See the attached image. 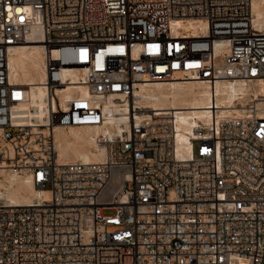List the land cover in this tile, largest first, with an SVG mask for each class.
I'll return each instance as SVG.
<instances>
[{
	"label": "built area",
	"instance_id": "obj_1",
	"mask_svg": "<svg viewBox=\"0 0 264 264\" xmlns=\"http://www.w3.org/2000/svg\"><path fill=\"white\" fill-rule=\"evenodd\" d=\"M256 3L264 12V0H0V161L49 195L31 206L0 200V264H264ZM177 20L203 29L173 30ZM33 32L58 55L46 61V123L28 126L16 112L28 87L9 81L8 56ZM215 42L226 51L215 53ZM65 67L84 69L87 96L61 106ZM176 79L210 91V121L189 136V156L176 152V111L152 110L125 132L95 138L103 162L58 161L55 126H103L109 98L134 119L139 84ZM220 82L239 89L233 107L217 108ZM222 109L239 115L218 118Z\"/></svg>",
	"mask_w": 264,
	"mask_h": 264
},
{
	"label": "bare ground",
	"instance_id": "obj_2",
	"mask_svg": "<svg viewBox=\"0 0 264 264\" xmlns=\"http://www.w3.org/2000/svg\"><path fill=\"white\" fill-rule=\"evenodd\" d=\"M256 3L254 12L258 26H264V12ZM172 29L196 34L203 29V23L197 20L173 21ZM215 53L226 51L225 43H214ZM8 68L11 83L27 86L28 97L25 104L20 105L16 112L20 122L32 126L35 123H46L48 112L45 82L47 78L46 61L55 59L56 51L51 54L45 50L37 32L21 45L9 50ZM85 71L77 67L62 68L59 78L64 89L56 92L61 106L76 95L87 96V89L82 83ZM69 81V82H68ZM239 89L226 83H216L217 108L233 107ZM117 98H109L104 104L107 122L97 127H73L63 129L54 127V141L58 154V161L63 164L81 162L101 163L104 161V148L95 145L98 136L118 135L130 128V122L139 123L147 117L150 111L175 110L178 134L176 137V152L181 156H189V136H194L193 130L199 124L206 126L210 121L207 106L210 102V91L202 82H190L176 79L166 83L139 84L133 93V100L141 111L134 119L127 116V110L121 106ZM54 105V102H53ZM220 110L218 118L239 115L236 110ZM3 143L0 142V146ZM0 200L11 206H31L35 201H49L46 192L34 187L28 178H22L9 172L6 162L0 161Z\"/></svg>",
	"mask_w": 264,
	"mask_h": 264
},
{
	"label": "rangeland",
	"instance_id": "obj_3",
	"mask_svg": "<svg viewBox=\"0 0 264 264\" xmlns=\"http://www.w3.org/2000/svg\"><path fill=\"white\" fill-rule=\"evenodd\" d=\"M67 131V130H66ZM46 189H48V187H46ZM106 215H111L112 212H105Z\"/></svg>",
	"mask_w": 264,
	"mask_h": 264
}]
</instances>
